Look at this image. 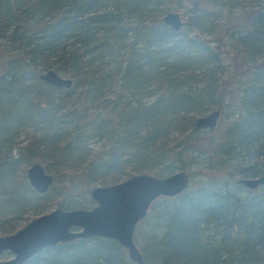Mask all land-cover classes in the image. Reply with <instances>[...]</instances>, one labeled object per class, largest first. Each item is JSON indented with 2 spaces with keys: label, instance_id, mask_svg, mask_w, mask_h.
Here are the masks:
<instances>
[{
  "label": "trees",
  "instance_id": "1",
  "mask_svg": "<svg viewBox=\"0 0 264 264\" xmlns=\"http://www.w3.org/2000/svg\"><path fill=\"white\" fill-rule=\"evenodd\" d=\"M169 10L186 11L178 32L160 20ZM47 69L70 87L39 80ZM215 108L213 131L194 126ZM41 122L46 135L12 153L16 130ZM35 162L53 178L44 193L25 178ZM177 170L187 188L134 228L143 261L264 264V185L236 183L264 174V0H0V235L24 215L90 208L95 185ZM23 264L133 263L90 237Z\"/></svg>",
  "mask_w": 264,
  "mask_h": 264
},
{
  "label": "water",
  "instance_id": "2",
  "mask_svg": "<svg viewBox=\"0 0 264 264\" xmlns=\"http://www.w3.org/2000/svg\"><path fill=\"white\" fill-rule=\"evenodd\" d=\"M185 10H169L160 18L163 25L174 32L186 24ZM39 80L54 87L69 88L71 79L47 69L38 75ZM215 108L194 120L196 128L213 131L219 118ZM29 186L37 193L45 192L52 183V175L35 162L25 170ZM189 174L177 170L163 177L148 173L132 174L113 184L95 185L89 190L94 202L90 208L62 209L55 207L41 213L7 235H0V254L10 257L0 264H22L41 249L77 238H108L119 244L133 264H146L133 240L134 228L146 214L150 203L158 197H173L184 191ZM236 183L246 189L264 185V174L238 178Z\"/></svg>",
  "mask_w": 264,
  "mask_h": 264
},
{
  "label": "rangeland",
  "instance_id": "3",
  "mask_svg": "<svg viewBox=\"0 0 264 264\" xmlns=\"http://www.w3.org/2000/svg\"><path fill=\"white\" fill-rule=\"evenodd\" d=\"M218 64L221 66L222 72L226 73V71L228 70V66H227V62L224 59V57H222V56L220 57ZM148 99H149L148 97H142L141 101H147ZM47 126L48 125H45L44 123L41 122V124L19 127L16 130L12 153L16 154L17 151L19 150V148L21 146H23L25 143H27L28 141L38 139V138H41L42 136H45L46 132L48 131ZM198 130L200 132H203L204 129H198ZM178 136L179 135L176 131H171L169 136H168L169 143H174L176 141V139L178 138ZM98 146H99V142L94 140V139L90 140L87 144V147L89 150H91V152L96 150V148ZM88 198H90L89 194H88ZM76 199H77V201H81L82 204L85 203V198L83 199V197L80 198V196H79ZM90 200H91V198H90ZM93 204H94V202H93ZM30 219H31V217L29 215H24V217L22 219H19L17 222H13V223H17L16 227H18V226L20 227L25 223L26 220L28 221ZM134 243L136 244V242H134ZM8 257H10L9 252H3L2 254H0V259H6Z\"/></svg>",
  "mask_w": 264,
  "mask_h": 264
},
{
  "label": "flooded vegetation",
  "instance_id": "4",
  "mask_svg": "<svg viewBox=\"0 0 264 264\" xmlns=\"http://www.w3.org/2000/svg\"><path fill=\"white\" fill-rule=\"evenodd\" d=\"M25 178H26V177H25ZM52 180H53V179H52ZM51 184H52V183H51ZM50 186H51V185H50ZM50 186H49V187H50ZM49 187H48V188H49ZM47 190H48V189H47ZM47 190H46V191H47ZM46 191H45V192H46ZM35 192H36V191H35ZM43 193H44V192H43ZM53 208H55V207H53ZM53 208H51V209H53ZM51 209H50V210H51ZM50 210H48V211H50ZM46 212H47V211H46ZM25 223H26V222H25ZM25 223H24V224H25ZM24 224H23V225H24ZM20 227H21V226H20ZM20 227H18V228H20ZM18 228H17V229H18ZM17 229H16V230H17ZM13 232H14V231H13ZM11 233H12V232H11ZM9 234H10V233H9ZM5 235H7V234H5ZM58 244H59V243H58ZM56 245H57V244H56ZM54 246H55V245H54ZM49 247H52V246H49ZM45 248H47V247H45ZM45 248H43V249H45ZM43 249H41L39 252H41ZM39 252H38V253H39ZM2 253H3V252H2ZM2 253H1V254H2ZM38 253H37V254H38ZM37 254H35V255H37ZM35 255H33V256H35ZM33 256H32V257H33ZM8 258H9V257H8ZM30 258H31V257H30ZM30 258H28V259H30ZM6 259H7V258H6ZM28 259H27V260H28ZM0 260H3V259H0ZM27 260H26V261H27ZM26 261H25V262H26ZM25 262H23V263H25ZM23 263H22V264H23Z\"/></svg>",
  "mask_w": 264,
  "mask_h": 264
}]
</instances>
